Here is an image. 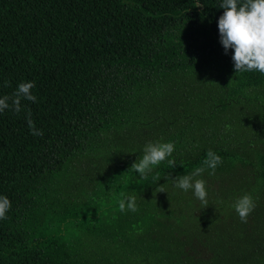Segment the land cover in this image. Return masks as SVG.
Masks as SVG:
<instances>
[{"label":"trees","instance_id":"trees-1","mask_svg":"<svg viewBox=\"0 0 264 264\" xmlns=\"http://www.w3.org/2000/svg\"><path fill=\"white\" fill-rule=\"evenodd\" d=\"M222 2L0 0V98L21 82L37 97L0 113V195L11 201L0 264H264V204L225 229L243 230L241 243L176 234V218L202 204L172 179L204 167L197 178L215 182L203 161L234 153L228 107L257 115L259 141L241 164L264 190V74L234 71ZM149 141L173 142L176 165L141 178L130 168ZM128 195L137 210L121 212Z\"/></svg>","mask_w":264,"mask_h":264},{"label":"clouds","instance_id":"clouds-1","mask_svg":"<svg viewBox=\"0 0 264 264\" xmlns=\"http://www.w3.org/2000/svg\"><path fill=\"white\" fill-rule=\"evenodd\" d=\"M219 7L224 9L218 20L220 43L226 53L229 49L233 50L234 71L236 73L256 71L264 74V0H223ZM5 86H8L7 81ZM34 87V82H21L11 95L0 98V113L9 108L15 113H20L22 99L36 102L37 97L31 91ZM26 119L32 135L43 134L42 130L35 127L30 110ZM174 150L173 142L149 141L143 148L142 157L137 158L130 170L139 173L143 178L166 159L170 166L175 167V160L168 159ZM220 163L222 158L213 150H208L203 164L211 169L209 175L215 174V169ZM204 171V167L196 168L192 174L178 175L172 182L176 188L185 192L192 190L197 199L207 204L206 181L197 178ZM159 192L165 191L161 188ZM118 206L121 212L136 211V196H126L119 201ZM232 206L241 222L247 223L248 216L256 205L252 195L245 193L236 198ZM10 208L11 201L7 196L0 195V219L6 218Z\"/></svg>","mask_w":264,"mask_h":264},{"label":"rangeland","instance_id":"rangeland-1","mask_svg":"<svg viewBox=\"0 0 264 264\" xmlns=\"http://www.w3.org/2000/svg\"><path fill=\"white\" fill-rule=\"evenodd\" d=\"M227 109L236 110L232 115L225 114L222 116L223 120L226 122V126H229L227 128L225 126V132L234 135L230 143V146L235 149L232 150L234 153H230L231 156L228 157L226 163L223 161V163L219 165L214 175H209L208 178L213 179L215 182L211 184L206 181L207 204L202 203L195 197L194 199L198 200L199 205L202 204L200 205L201 207L198 206V213H184L186 215L176 218L175 221L177 238L186 235H199V238L195 237L193 241L199 244L203 242V244H207L208 248L210 244L226 246L229 236L236 243L242 242L243 230L238 228V232L231 231L230 235L225 231L227 228H232L236 225V227H238L239 224H241V226L243 224L232 206L236 198L245 193L251 194L256 205L252 212H256L261 208V205L264 204V200L259 199V193L264 194V190H260L259 183L250 177L251 171H242L241 164V154L244 151L253 150L254 144L259 141L258 132H256L259 126L257 115L254 116L251 113L246 103L231 106ZM253 140H255L256 143ZM235 161L237 162L236 168L230 172L227 163L231 166ZM218 218H220V220ZM248 222H251V220H248ZM138 225L141 228L143 227V219ZM183 227H189V229L180 236L178 231L183 230ZM211 228H215L216 231L210 233L209 229ZM260 230L254 232L262 233ZM201 248L204 249L203 246H201Z\"/></svg>","mask_w":264,"mask_h":264}]
</instances>
